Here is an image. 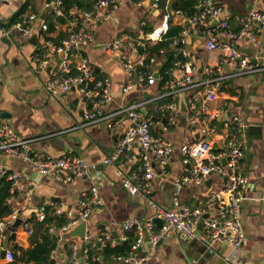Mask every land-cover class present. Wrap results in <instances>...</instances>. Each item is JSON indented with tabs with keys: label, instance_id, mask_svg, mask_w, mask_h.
<instances>
[{
	"label": "built area",
	"instance_id": "2783aa9c",
	"mask_svg": "<svg viewBox=\"0 0 264 264\" xmlns=\"http://www.w3.org/2000/svg\"><path fill=\"white\" fill-rule=\"evenodd\" d=\"M19 0H0L2 3H14ZM129 3L141 7L142 0H127ZM154 0V12L167 24L173 17L183 18V30L172 39L170 50H160L158 56L148 54V46L161 42L168 33V27L154 30L152 34H145L143 22L140 37L122 35L108 40L103 50L117 56L125 77L126 83L121 88L123 95L138 90L141 94L148 93V98L129 104L120 105L110 109L114 103L113 85L108 77H98L88 59L80 55L81 51L94 43L92 28L101 22H112L119 10L117 0H99L93 11H86L75 7L68 13L67 36L59 44L46 40V25L41 26V33H35V15L25 16L12 24L4 32L6 38L14 33L31 38L35 34L40 39V51L34 60L39 63L41 71H45L51 57L60 58L58 68L46 81L45 89L51 94L67 93L77 89L90 103V110L85 114L86 124L104 122L107 129L117 136L118 143L113 154L105 159V164L115 166L123 157L130 156L129 160L137 158L134 154L135 146L139 147L140 164L136 171L122 177L124 189L131 195L148 197L151 194L150 182L155 176L154 164H158L165 171L171 162L174 144L162 137L165 133L176 127L180 117L181 108L177 100L185 95L188 105V129L197 140L181 147L183 175L174 184L175 191L172 199V208L166 209L155 202L150 206L155 214L147 220L131 219L116 225V234L111 227L103 226L96 238L87 232L83 238L84 246L97 242L101 251L108 245L112 247L119 243L129 241L127 232L135 231L137 239L133 243L127 256L112 258L113 263L145 264L150 260V253L170 233L182 235L189 241H199L209 254H214V246L222 245L241 250L246 236L242 223V203L249 179L242 171L244 160L243 138L248 125L238 116L228 118L224 109H217L210 113L208 103L218 99L227 77H215L213 69H207L209 79L199 82L198 67L187 48V38L199 37L204 40V48L208 52L220 54V63L228 66L232 76L237 77L253 73L254 67L249 59L242 56L237 49L238 41L248 38L257 43V34L264 28V12L253 10L244 16L235 17V24L239 30H234L222 6L216 0H199L196 12L183 17L181 12H172L168 7L164 11L159 2ZM171 0H167V6ZM46 11L53 12L58 17H64L62 0H49L44 3ZM156 35L155 38L153 36ZM143 50V52H141ZM173 52L172 66L165 70L162 68L167 59V53ZM229 78V77H228ZM2 84L0 82V89ZM155 92L151 90L155 89ZM201 89V91H200ZM204 96L203 108L198 103ZM170 97L172 103L162 107V98ZM154 107V108H152ZM162 110H166L165 121L162 126ZM226 120L220 123V119ZM30 141L17 137L12 125L0 121V153L21 160L35 172L37 177H51L61 183H70L75 177H89L97 172L96 164H88L84 159L75 156L63 158L44 157L34 153L29 146ZM212 176L226 179L225 187L211 193L206 201L199 206H190L182 201L181 192L191 184L205 185ZM0 178L11 182V193L17 188L21 175L10 173L0 167ZM34 190L27 191L24 203L2 219H0V246L5 251L4 260L7 264L15 261V255L8 242L12 234L11 228L22 219L19 226L26 234L33 235V223L23 218V213L33 201ZM12 198L8 199L10 203ZM105 202L94 185L89 191L83 192L78 202V210H69L63 213L67 219L61 229L54 226L49 228L50 235H67L82 224H88L92 215ZM48 209H54L61 214L62 211L55 203L49 202L39 208L36 221L46 220ZM156 220L162 222L158 227ZM18 228V229H19ZM201 228V230H200ZM17 229L16 233L19 231ZM74 255L65 264H90L88 262V249L84 248L82 262L77 258L78 246L71 244ZM1 251V252H2ZM101 261V257L97 258Z\"/></svg>",
	"mask_w": 264,
	"mask_h": 264
},
{
	"label": "crops",
	"instance_id": "0c3cea01",
	"mask_svg": "<svg viewBox=\"0 0 264 264\" xmlns=\"http://www.w3.org/2000/svg\"><path fill=\"white\" fill-rule=\"evenodd\" d=\"M26 1L29 0L0 4V82L2 84L0 121L10 123L17 137L30 141L29 146L34 153L51 158L80 157L88 164L102 167L103 178L100 179L101 173L98 171L93 172L89 177H75L72 182L66 184L51 177L40 178L21 160L0 153V167L10 173L21 175L13 193L10 189L12 200L7 203L11 211L20 207L25 201L27 191L33 189V201L23 213V218L33 223L34 234L38 228L36 225L44 222L36 221L39 208L49 202L55 203L62 211L58 214L54 209L47 210L46 218L51 216L56 219L49 228L54 226L61 229L67 223L63 213L69 210L77 211L81 194L95 185L105 202L104 207L96 211L87 224L88 233L96 238L103 226L108 225L117 235L115 229L117 224L131 219L145 221L151 218L155 214V210L150 206L152 201L163 208L171 209L174 184L183 175L181 147L197 140L188 129L189 113L181 111L177 126L168 133L162 131V137L174 144V152L165 171L157 163L154 164L156 174L150 182L151 194L148 197L131 195L124 189L122 177L118 172L130 175L137 170L140 164L139 147L134 148V154L137 156L135 160L130 161L128 155L115 166L106 165L105 159L113 154L118 139L107 129L104 122L86 124L84 117L90 110L88 99L77 89L56 95L45 89L46 81L58 68L60 58L51 57L47 69L41 71L39 63L34 60L36 53H41L40 39L36 34V42L30 41L33 36L27 39L20 33H14L9 38L5 37L4 32L11 27L10 20L21 10ZM46 1L49 0H30L32 6H29L28 12L20 16L19 20L25 16L35 15L34 25L37 34L42 32L40 29L42 25L48 28L47 23L52 22L53 30L50 32L48 28L44 34L46 40L59 44L67 36L69 19L66 23H62L61 17L46 11L43 8ZM98 1H95L91 10L86 11H93ZM117 1L119 10L115 19L112 22L100 21L95 25L92 28L94 43L80 53L82 57L88 59L98 77L105 76L111 80L115 100L110 106L112 110L120 105H129L147 99L149 95L147 93L148 96L145 98L146 93L141 94L135 90L122 96L121 88L126 83V77L117 62V56L105 52L104 44L122 35L141 38L140 30L143 22L146 23L144 28H153V32L160 28L164 31L166 27L168 29L170 27L169 23L163 21V15L161 18L154 12L152 8L154 0H142L141 7L127 0ZM216 1L224 8L232 28L237 31L239 28L235 24V17L247 15L253 10L264 12V0ZM171 23L183 29L182 17H173ZM186 43L198 67L196 79L199 82L209 79L207 69H213L215 77H227L218 93V99L207 104L208 111L214 113L219 108L224 109L228 118L238 116L248 125L244 137L238 138L239 142L243 141L245 155L241 171L249 179L242 203V223L246 240L241 250L234 251L230 247L216 245L213 255L206 251V255L202 257L199 253L202 249L200 243L189 241L180 234L170 233L151 251L150 260L145 264H264V28L257 34V43L248 38L238 41L237 49L243 57L250 60L255 71L237 77H230L232 71L228 66L220 63L219 53L205 50L203 39L190 36ZM156 90L157 87L151 92ZM164 99L166 97L162 98V102ZM177 100L181 108V97ZM202 101L204 96L198 103L200 109L203 108ZM165 106L167 104H162V107ZM167 113L166 110H162V126L167 124L165 121ZM225 120L223 116L220 123ZM226 183V179L212 176L205 185L191 184L182 190V201L190 206H199L211 193L222 190ZM58 219L63 221L60 226L57 224ZM18 230L15 242H10L9 245L23 251L32 248L36 236L26 234L21 228ZM38 233L37 237L40 238V231ZM50 236L56 243V248L51 254L55 264H65L68 261L67 255H74L70 249L71 244L78 246L76 255L81 262L84 253L83 239L70 237L69 233ZM66 245L69 246L68 251L65 249ZM0 264H7L1 258V252Z\"/></svg>",
	"mask_w": 264,
	"mask_h": 264
},
{
	"label": "trees",
	"instance_id": "16d2710c",
	"mask_svg": "<svg viewBox=\"0 0 264 264\" xmlns=\"http://www.w3.org/2000/svg\"><path fill=\"white\" fill-rule=\"evenodd\" d=\"M30 1V0H29ZM29 1H26L21 10L13 16L10 20L9 25L16 23L19 21L20 16L26 14L28 12L29 6H32ZM96 0H62L65 16L61 17V22L66 23L68 19V13L71 9L78 7L80 9L91 10ZM199 4V0H171L170 4L167 6V0H161L159 2L160 8L162 11L168 7L170 13L172 12H181L184 16L189 17L196 12L197 6ZM34 10V8L32 9ZM37 12V11H34ZM167 11H164V14ZM47 23V20H45ZM172 19L169 21V30L168 33L164 36L161 42L153 46H148V54L150 56H158V52L162 50H166L167 52L170 50V45L172 43V39L179 35L182 32V27L178 25H173ZM48 28L51 32L54 28L52 22H48ZM145 34H152L153 28L146 27L144 28ZM143 52V50H141ZM174 58L166 59L165 65L162 68V76L165 77V70L172 66ZM172 103V99L167 97L161 104H170ZM11 182L7 181L5 178H0V219L7 217L11 213V207L8 205L7 200L11 197L10 194ZM56 220L54 217H47L46 220L38 224V228H36V233L34 234L35 239L33 240L32 248L23 251L16 246L10 245V248L13 250L15 255V261L11 264H55L54 260L51 258L52 252L56 248V243L53 241L52 236L48 234L49 225L53 224V221ZM63 223L62 220L58 219L57 224L60 226ZM40 238L37 236L39 235ZM129 236V241L119 243L117 246L112 247L108 245L103 250H98L97 242H93L92 245L84 246V248L88 249L89 259L88 262L90 264H107L111 263L112 258L119 256H127L132 248L133 243L137 239V233L135 231L127 232ZM38 238V239H37ZM67 251L69 250V246L66 245L65 248ZM1 252V246H0ZM68 259L72 257V255H67ZM101 257V261L97 260V258Z\"/></svg>",
	"mask_w": 264,
	"mask_h": 264
},
{
	"label": "water",
	"instance_id": "95a60500",
	"mask_svg": "<svg viewBox=\"0 0 264 264\" xmlns=\"http://www.w3.org/2000/svg\"><path fill=\"white\" fill-rule=\"evenodd\" d=\"M36 40H37V36L36 35H34L32 38H31V42H36ZM188 43H189V39H188ZM173 56V52L172 51H170L169 53H167V58L168 59H171V57ZM204 66L202 65V68H203ZM147 93L145 94V98H147ZM181 103H182V106H181V111L183 112V113H188V105H187V103H186V101H185V95L183 94V95H181ZM97 171L98 172H102V167H99L98 169H97ZM99 175V174H98ZM103 178V175H102V173L100 174V179H102ZM155 223L157 224V226L158 227H162V222L160 221V220H156L155 221ZM22 224V219H19L15 224H14V226L11 228V231H12V234H11V236H10V238H9V241L8 242H15V240H16V231H17V229L19 228V226ZM200 230H201V228H200ZM86 232H87V225L86 224H82V225H80V226H78L77 228H75L73 231H71L70 233H69V235H70V237H78V238H81V239H83L84 238V236H85V234H86ZM56 239V237L54 238V240ZM194 243H200L199 241H194ZM201 245H202V249L200 250V255H202V257H204V255H206V251H207V248L202 244V243H200ZM4 257H5V251H2L1 252V258L2 259H4ZM82 262V261H81Z\"/></svg>",
	"mask_w": 264,
	"mask_h": 264
},
{
	"label": "bare ground",
	"instance_id": "6f19581e",
	"mask_svg": "<svg viewBox=\"0 0 264 264\" xmlns=\"http://www.w3.org/2000/svg\"><path fill=\"white\" fill-rule=\"evenodd\" d=\"M155 37H156V35L153 36V38H155Z\"/></svg>",
	"mask_w": 264,
	"mask_h": 264
}]
</instances>
